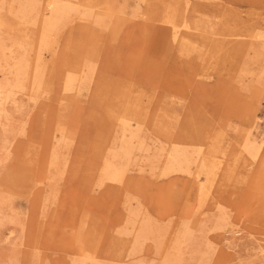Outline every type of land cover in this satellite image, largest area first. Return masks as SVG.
<instances>
[{
	"label": "rangeland",
	"instance_id": "rangeland-1",
	"mask_svg": "<svg viewBox=\"0 0 264 264\" xmlns=\"http://www.w3.org/2000/svg\"><path fill=\"white\" fill-rule=\"evenodd\" d=\"M55 1L70 14L41 49L48 0H0V264H264V39L220 58L210 45L225 19L264 31V0ZM185 1L192 34L175 40L164 14ZM79 68L90 81L65 87ZM125 88L145 117L130 156L109 114ZM261 140L256 157L242 147ZM172 144L215 159L209 185L198 162L160 175Z\"/></svg>",
	"mask_w": 264,
	"mask_h": 264
},
{
	"label": "bare ground",
	"instance_id": "bare-ground-1",
	"mask_svg": "<svg viewBox=\"0 0 264 264\" xmlns=\"http://www.w3.org/2000/svg\"><path fill=\"white\" fill-rule=\"evenodd\" d=\"M47 1V0H46ZM58 1V0H57ZM66 2H67V0H65ZM59 2V1H58ZM62 2V1H61ZM63 3H65V2H63ZM69 3H70V0H69ZM188 2L187 1H185L184 2V5H182V7L179 5V4H177L178 5V7L175 9V10H173V13H175L173 16H171L169 13V11H167L164 15V17H165V21L167 22V23H171V26H172V29H173V35H174V38H175V40L176 39H178L179 38V40H181L182 38H184L183 37V35L184 36H186V35H190V34H192V33H190L189 31H188V26L185 24V22L187 21V18H186V16H185V13L184 12H186V4H187ZM7 4V3H6ZM59 4V3H58ZM57 3H56V1L55 0H48V2H47V7H48V10H49V13H50V17L48 18V20H46L45 22L47 23V28H43L44 30H43V34L41 35V38H40V40H39V47L41 48V49H47V48H45L46 47V45L49 43V39H50V34L52 33V32H54L55 31V29H56V23H55V21H60L61 19H66L67 18V16L70 14V11H69V7H71V4L67 7L66 5H58ZM73 4V3H72ZM189 4V3H188ZM73 5H75V4H73ZM80 5L81 6H83V7H85L86 9H88L87 11H89V10H93V8L97 5L95 2H93V1H90V0H88V2L87 1H83V0H81V3H80ZM83 7H81L82 9H83ZM101 7V6H100ZM103 7V6H102ZM75 8H76V6H75ZM79 8V7H78ZM104 8V7H103ZM133 8V7H132ZM226 8V7H225ZM229 8V7H228ZM72 9V8H71ZM70 9V10H71ZM86 9H85V12L87 13V11H86ZM95 9V8H94ZM100 9V8H99ZM230 10H231V8H229ZM47 10V11H48ZM133 10V9H132ZM138 10H139V8H138ZM73 11V10H72ZM71 11V12H72ZM74 11H76V10H74ZM135 11V10H134ZM224 11H227V10H224ZM232 11H233V9H232ZM231 11V12H232ZM240 11V10H239ZM91 12V11H90ZM90 12H88L89 14H90ZM93 12V11H92ZM133 12V11H132ZM47 13V12H46ZM83 13V12H82ZM81 13V14H82ZM223 13V12H222ZM95 14V13H94ZM225 14V16H226V13H224ZM237 14V13H236ZM87 15V14H86ZM93 15V14H92ZM97 15V14H96ZM46 16V15H45ZM88 16V15H87ZM95 16V15H94ZM188 16V15H187ZM218 16V15H217ZM238 15H236V17H237ZM161 17V16H160ZM159 17V18H160ZM163 17V16H162ZM189 17V16H188ZM229 17V16H228ZM225 18H227V17H224V19ZM238 18V17H237ZM47 19V18H46ZM53 19V20H52ZM104 19H106V18H104ZM154 19V18H153ZM217 19V18H216ZM223 19V20H224ZM240 19V18H239ZM102 20V19H101ZM162 20V19H161ZM226 20V22L225 23H222L223 24V29L221 30V28H216L215 29V32H213L211 29V31L213 32V37H211V39H212V43L210 44V45H212V48H211V50H212V54L215 56V58H218L219 57V55L220 54H224L225 52H230V53H234V54H239L240 52H243V51H248L250 48H251V45H252V43H249L248 42V40H246V39H249L250 40V38L251 39H255V38H257V39H260V38H263L264 39V31H262V30H257L255 27H254V25H252V28H251V30H246V33L245 32H242L241 31V29H240V26H239V24H237V23H235V21L232 19V23L233 24H231L229 21H230V19H225ZM1 22H2V20H0ZM100 21V20H99ZM5 22V21H4ZM44 22V23H45ZM237 22H239V20L237 21ZM165 23V22H164ZM15 24V23H14ZM210 24V23H209ZM218 24V23H217ZM4 25V24H3ZM189 25V24H188ZM219 25V24H218ZM218 25H217V27H218ZM221 25V24H220ZM219 25V26H220ZM7 26V25H6ZM8 27V26H7ZM179 27H184L185 29H183V30H185V31H183V32H180L179 30L181 29V28H179ZM198 27V25L197 26H194V29H198L197 28ZM191 28H189V30H190ZM213 29V28H212ZM240 29V30H239ZM115 30V29H114ZM191 31V30H190ZM193 31V30H192ZM203 31H206L205 32V34L207 33V30L206 29H204ZM193 35H195V34H193ZM173 37V36H172ZM204 38L206 39V41H207V35H204ZM235 40H237V41H235ZM262 40V39H261ZM183 41V40H182ZM205 42V41H204ZM252 42V41H251ZM259 45V44H258ZM253 46V45H252ZM257 46V45H256ZM255 47V46H254ZM258 47V46H257ZM257 47H255V50L257 49ZM39 48V49H40ZM208 48H209V46H208ZM8 50V49H7ZM252 50H254V49H252ZM188 51V50H187ZM258 51H260V50H258ZM261 52V51H260ZM207 52L205 51V56H204V58L207 60ZM214 58V59H215ZM220 58V57H219ZM41 59V58H40ZM67 69V68H66ZM72 69V68H71ZM42 70V69H41ZM40 69H39V67L36 69V72H37V74L35 75L36 76V86H37V88H41L42 87V84H44L43 83V81L41 80V78H42V75H41V73H42V71H41ZM75 70H77V69H75ZM91 70H92V68H88L87 69V73H85L84 75H80V76H78L77 77V73H80L81 71L83 72V70L81 69V68H79L75 73L74 72H72V70H71V73L72 74H69V75H67L66 76V78H65V81H64V86L65 87H69V86H72V84L74 83V82H76V81H81V82H78V86H81V87H83L82 85H85L86 83H87V81L89 80V78H90V74H91ZM35 72V73H36ZM74 74V75H73ZM34 76V77H35ZM78 78H80V79H78ZM90 81V80H89ZM77 83V82H76ZM257 84V83H256ZM79 89H81V88H79ZM67 90V89H66ZM116 91V93H114V96H115V102L114 103H112L111 105H109V108H110V110H109V114H110V118L112 119V120H115V121H119L120 122V125H121V127H120V130H121V135H120V137L121 138H125V134H124V131H126V130H129V132L130 133H132V135L127 139V141H123L122 143L124 144V145H122V147H120V149H118V151L120 150V152L123 154V155H125V156H128L129 154H131V151H132V149L130 148V143H131V139L134 137V136H136L137 135V132H131V127H130V122L131 121H133L134 123H135V128H137V131H138V133H139V128L141 127V125H142V122H143V119L145 118H143V113H142V110H143V106H142V101H141V99L139 98V97H137V96H135V95H133L132 94V91H131V89H129V88H125V89H116L115 90ZM171 103H173V102H171ZM178 111V110H177ZM169 114V113H168ZM171 117V116H170ZM159 122V121H158ZM159 124H161V123H159ZM129 127H130V129H129ZM132 129H134V128H132ZM136 130V129H135ZM165 130V129H164ZM140 131H141V129H140ZM183 136V135H182ZM138 137H139V135H138ZM249 138L250 137H248V140H249ZM122 139V140H123ZM134 139V138H133ZM121 140V141H122ZM140 140V139H139ZM139 142V141H138ZM260 143H262V140H261V142H259L258 144L259 145H257V146H255V142H249V141H244V143H243V149L245 150V151H247V153L251 156V157H256V155H258L257 153H258V151H259V148H260ZM126 144L129 146V147H127L126 146ZM141 144V143H140ZM120 145V144H119ZM133 146V145H132ZM140 146H142V144L140 145ZM172 146L173 147H171V148H169V150L167 151V153H166V155H165V160H164V163H163V166H161L162 167V169H161V172H160V175L162 176H165V175H169V173H171V172H185L186 173V170H188V168L191 166V165H193V163H197L198 162V169H199V171H200V173H202L204 176H205V183H207V185H209L210 183H211V180H212V177H213V175H215V170L218 168V163L217 162H215L213 159L212 160H209V158H205V157H201L200 159H198L197 160V158L195 159V158H193L194 159V161H193V159H192V156H193V153L191 152H188L187 150H185V149H181L180 147H179V145H173L172 144ZM143 147V146H142ZM161 147H162V145H161ZM114 148H115V146H114ZM135 147L133 146V149H134ZM145 148H146V146H145ZM198 148V147H197ZM239 148V147H238ZM137 149H139V148H137ZM195 149V148H194ZM243 149H241L242 151H243ZM110 150H112V149H110ZM192 150V149H191ZM198 150H200V149H198ZM197 150V151H198ZM113 151H115V150H113ZM198 152H200V151H198ZM198 152L196 153V154H198ZM239 152V151H238ZM118 153V152H117ZM245 153V152H244ZM116 154V153H115ZM119 154V153H118ZM159 154V153H158ZM146 155H147V153H146ZM200 155V154H199ZM121 155H119V157H120ZM130 156V155H129ZM152 156H153V153H152ZM113 157H114V153H113ZM112 157V158H113ZM124 157V156H123ZM207 157H208V155H207ZM250 157V158H251ZM122 158V157H121ZM130 158V157H129ZM148 158V157H147ZM146 158V159H147ZM199 158V157H198ZM238 158V157H237ZM115 159H116V157H115ZM128 159V158H127ZM131 159V158H130ZM162 159V158H161ZM123 160V159H122ZM197 160V161H196ZM116 161V160H115ZM114 161V162H115ZM159 161V160H158ZM114 162H113V164H114ZM134 162V161H133ZM119 163V162H118ZM129 163V162H128ZM112 163H107V164H105V172L107 173V175H108V177L109 178H111L112 180H120L121 179V177H123L122 176V173H123V171H121V170H119L116 166L114 167V165H113ZM119 164H121V163H119ZM159 164V163H158ZM123 165V164H122ZM118 166H120V165H118ZM125 167V166H124ZM123 167V168H124ZM126 168H127V166H126ZM125 169V168H124ZM8 170L9 169H7L6 171L8 172ZM189 171V170H188ZM217 171V170H216ZM190 172V171H189ZM218 173V172H217ZM10 171L8 172V176H10ZM188 174H190V173H188ZM197 175H199L198 173H197ZM11 176H13V175H11ZM10 176V177H11ZM105 176V175H104ZM216 176V175H215ZM10 177H9V179H10ZM106 177V176H105ZM103 178V177H102ZM200 178V177H199ZM110 179V180H111ZM214 181V180H213ZM243 182V181H242ZM206 189H207V187H205ZM205 189V190H206ZM198 190H199V193L201 192V193H205L204 192V184L203 183H201L200 185H199V187H198ZM208 190H209V188H208ZM207 190V191H208ZM205 195H206V193H205ZM199 196V195H198ZM203 197V196H202ZM136 212V211H135ZM132 214H134V213H132ZM137 215H138V213H137ZM136 215V216H137ZM134 216V215H133ZM147 220V221H146ZM146 220H144L145 222H143V224H141L140 225V227L138 228L139 229V231H138V234H137V236H136V238H135V245L139 242L138 240H141V238L144 236L145 237V234H148V232H150L151 233V225H150V223L148 222V219H146ZM150 221V220H149ZM130 223H132L131 222V219H130ZM228 222H226V223H222L221 221H219V223H218V225L216 226L217 227V229L218 228H220V230H221V228L223 229V228H225V226L226 225H228L227 224ZM129 225H132V224H129ZM154 225V224H153ZM134 226V224L132 225V227ZM132 227H130L129 229H131ZM227 228V227H226ZM188 229V228H187ZM214 229V228H213ZM216 230V229H215ZM237 232V231H236ZM236 232H234V233H236ZM132 233V232H131ZM137 233V232H136ZM186 234V233H185ZM189 234V233H188ZM149 235V234H148ZM123 236V235H122ZM125 237H126V235H125ZM178 239H181L180 237L179 238H177V240H176V245H175V247L177 248L178 246V244L180 243L179 241H178ZM121 240H123V239H121ZM127 240V239H126ZM142 240H144L143 238H142ZM123 242V241H122ZM125 242V241H124ZM141 243V242H140ZM126 244V243H125ZM124 244V245H125ZM184 244V243H183ZM137 246V245H136ZM132 248H134V246L132 247ZM130 253V252H129ZM200 254V253H199Z\"/></svg>",
	"mask_w": 264,
	"mask_h": 264
}]
</instances>
